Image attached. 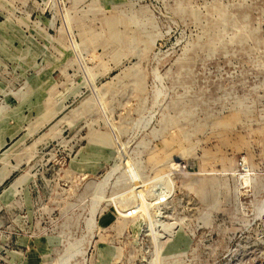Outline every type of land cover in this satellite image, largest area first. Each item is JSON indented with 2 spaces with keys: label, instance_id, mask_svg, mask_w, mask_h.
Segmentation results:
<instances>
[{
  "label": "rangeland",
  "instance_id": "rangeland-1",
  "mask_svg": "<svg viewBox=\"0 0 264 264\" xmlns=\"http://www.w3.org/2000/svg\"><path fill=\"white\" fill-rule=\"evenodd\" d=\"M0 264H264V0H0Z\"/></svg>",
  "mask_w": 264,
  "mask_h": 264
}]
</instances>
